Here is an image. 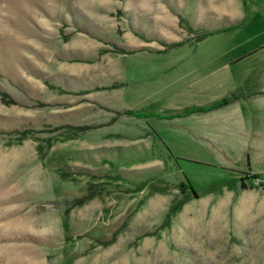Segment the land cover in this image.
Here are the masks:
<instances>
[{
    "label": "rangeland",
    "instance_id": "1",
    "mask_svg": "<svg viewBox=\"0 0 264 264\" xmlns=\"http://www.w3.org/2000/svg\"><path fill=\"white\" fill-rule=\"evenodd\" d=\"M245 73L264 137V0H0V264H264V153L175 107Z\"/></svg>",
    "mask_w": 264,
    "mask_h": 264
},
{
    "label": "crops",
    "instance_id": "2",
    "mask_svg": "<svg viewBox=\"0 0 264 264\" xmlns=\"http://www.w3.org/2000/svg\"><path fill=\"white\" fill-rule=\"evenodd\" d=\"M218 32H224V30ZM249 54L245 53L231 61H224L222 65L225 74L230 64L240 61L241 58ZM256 70L254 68L252 72ZM226 77L227 85L216 87V90L208 98L179 102L175 104V107L206 106L226 95L236 93V96L226 104L207 111L192 112L182 118L202 113V116H199L193 125L192 136L198 138L199 141L201 138L203 142L205 141L216 148L224 147L226 149L224 151L237 153L235 156H230L229 164L244 166V168L257 173L251 163V154L264 153V137H262L261 128L258 125V120H261L258 110L262 102L255 91L245 92L246 88L255 87L257 81L247 85L250 76L246 73L241 77H236V80L229 74ZM198 121L202 122L201 126L197 124ZM187 135L190 136L189 133Z\"/></svg>",
    "mask_w": 264,
    "mask_h": 264
},
{
    "label": "trees",
    "instance_id": "3",
    "mask_svg": "<svg viewBox=\"0 0 264 264\" xmlns=\"http://www.w3.org/2000/svg\"><path fill=\"white\" fill-rule=\"evenodd\" d=\"M234 96H236V94L235 93H231L230 95H228L226 97H223L219 101L213 102V103H211L209 105H206V106H197V107H193V108L186 109L184 111V113H189V112H192V111L194 112V111H207V110H210V109L215 108L217 106L226 104ZM241 186H245L242 181H241Z\"/></svg>",
    "mask_w": 264,
    "mask_h": 264
},
{
    "label": "built area",
    "instance_id": "4",
    "mask_svg": "<svg viewBox=\"0 0 264 264\" xmlns=\"http://www.w3.org/2000/svg\"><path fill=\"white\" fill-rule=\"evenodd\" d=\"M252 182L259 184L261 186H264V177H259V176H253V178L251 179Z\"/></svg>",
    "mask_w": 264,
    "mask_h": 264
}]
</instances>
